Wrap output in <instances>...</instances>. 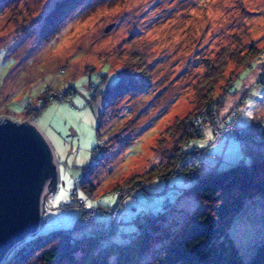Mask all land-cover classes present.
Here are the masks:
<instances>
[{
  "label": "rangeland",
  "instance_id": "rangeland-1",
  "mask_svg": "<svg viewBox=\"0 0 264 264\" xmlns=\"http://www.w3.org/2000/svg\"><path fill=\"white\" fill-rule=\"evenodd\" d=\"M56 1L0 0V115L30 116L57 161L52 207L42 200L43 186L36 229L7 257L51 231L71 237L99 231L98 248L129 244L137 231L156 227L142 244L146 250L126 263L144 264L165 240L162 227L180 221L196 203L187 188L197 177L249 163L263 150L255 148L252 132L264 125V0H82L51 29L46 16ZM238 42H253L259 51L243 65L226 62L211 96L203 97L205 58ZM123 64L139 68L148 88L109 103L105 92ZM213 98L223 110L217 117L235 107L234 125L250 126L244 142L212 132L211 118L201 134L187 129L179 137V125ZM191 169L196 176H188ZM86 174L93 184L88 191L78 183ZM144 214L152 216L142 217L141 225L132 218ZM228 231L247 260L264 240V193L244 198ZM120 250H111L108 262L121 261Z\"/></svg>",
  "mask_w": 264,
  "mask_h": 264
},
{
  "label": "trees",
  "instance_id": "trees-1",
  "mask_svg": "<svg viewBox=\"0 0 264 264\" xmlns=\"http://www.w3.org/2000/svg\"><path fill=\"white\" fill-rule=\"evenodd\" d=\"M81 2L82 0L56 1L54 8L46 16V25L52 24L53 27L50 28L53 29L60 23L63 16L69 14ZM51 21L53 22L50 23ZM237 46L239 47L220 46L214 57L205 58L203 77L206 82L203 84V97L211 96L216 79L222 75L226 62L235 59L237 64L243 65L259 51L253 42L247 45L244 43L240 45L238 42ZM148 83L139 68L131 69L129 64H123L117 69L116 82L107 88L105 95L111 103L114 99L125 94H133L135 91L147 89ZM232 86L231 82L228 88ZM232 108L235 109L233 112L226 111L219 114L220 130L214 131L211 124L208 126L212 132H223L227 136L233 134L244 142L243 138L249 132L250 126L241 127L244 130L238 131V127L234 125L230 117L236 113V108ZM222 111L220 108L217 109V112L221 113ZM229 118L231 119L228 121ZM230 122L232 126L225 124ZM202 125L203 123L200 125V130L196 132L197 135L201 134ZM185 127L186 123L179 125L178 135L181 138L187 131ZM223 130H228V132ZM252 135L258 136L255 148H263V150L252 156L249 163L237 161L219 169H208L197 177L187 188L194 192L197 198L196 203L180 221L162 227L159 234L165 235V240L151 253L144 264H264V240L257 243L250 257L244 260L228 231L230 215L241 206L244 198L255 192L264 193V138L261 137L264 136V125L263 130H253ZM187 144L188 139L182 143L181 150ZM171 146L174 147L172 143ZM174 149L178 151L176 146ZM168 154L171 156L173 149ZM105 157L102 158L103 162ZM100 165H102L101 162ZM190 167L195 168L194 165H190ZM93 171L92 167L88 174H92ZM88 174L78 179V183L87 191L89 190L88 185L93 186L89 181L90 175ZM188 176L196 175L189 174ZM147 216L152 215H146L144 221ZM134 217L138 216H132L133 220L138 221ZM111 221L112 223H110ZM138 222L141 225L142 222L140 220ZM109 223L113 226V230L116 221L112 216ZM95 229L98 230V228ZM155 231L156 227L152 230L137 231L129 244L109 243L98 248H94L96 245L94 240L102 235L99 231L95 234L77 237H71L65 231H51L37 243L21 245V249L17 248V255L8 258V251L13 244L1 258L0 264H126L132 261L137 252L142 253L146 250L142 244L146 245ZM138 238L142 242L140 248H136ZM116 248L121 249L120 253L125 251L124 258L119 262L110 263L108 254ZM77 252L80 253L78 258L76 257Z\"/></svg>",
  "mask_w": 264,
  "mask_h": 264
},
{
  "label": "water",
  "instance_id": "water-1",
  "mask_svg": "<svg viewBox=\"0 0 264 264\" xmlns=\"http://www.w3.org/2000/svg\"><path fill=\"white\" fill-rule=\"evenodd\" d=\"M56 181L53 149L31 117L16 121L0 115V260L36 229L43 186L42 200L52 207L48 197Z\"/></svg>",
  "mask_w": 264,
  "mask_h": 264
},
{
  "label": "built area",
  "instance_id": "built-area-1",
  "mask_svg": "<svg viewBox=\"0 0 264 264\" xmlns=\"http://www.w3.org/2000/svg\"><path fill=\"white\" fill-rule=\"evenodd\" d=\"M214 100H217V98L210 99L206 104L203 105V108H199V111L192 116L189 117L188 121L186 123V127L190 132L196 133L200 130V125L203 123V121H206L207 119L211 118L212 120V127L214 131L220 130L219 126V118L217 117V109L214 105ZM235 109L231 108L229 109V113L233 112ZM211 112L210 115L208 113ZM226 125L232 126V123H225ZM238 131H243L244 128H237ZM224 132H228V130H223ZM190 174H193V171L191 169ZM143 216L140 217H134L136 219L141 220Z\"/></svg>",
  "mask_w": 264,
  "mask_h": 264
}]
</instances>
